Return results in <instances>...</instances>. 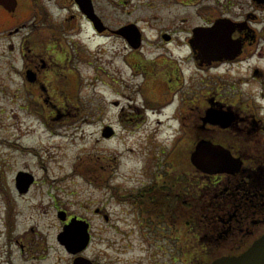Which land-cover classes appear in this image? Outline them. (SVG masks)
Returning <instances> with one entry per match:
<instances>
[{
    "label": "flooded vegetation",
    "instance_id": "flooded-vegetation-1",
    "mask_svg": "<svg viewBox=\"0 0 264 264\" xmlns=\"http://www.w3.org/2000/svg\"><path fill=\"white\" fill-rule=\"evenodd\" d=\"M130 15L148 16L129 20ZM193 17L200 23L193 25ZM216 26L217 51H209L206 35L199 48L195 31L207 34ZM90 32L93 40H109L118 50L126 67L118 74L130 68L144 84L154 80L158 94L147 96L127 119L125 107L111 103L118 118L116 124L108 119L103 129L111 134L103 138H115L124 120L143 126L152 119L167 130L163 139L149 138L139 185L120 193L121 211L96 206L72 213L53 199L60 227L55 240L62 248L58 235L66 226L73 220L88 225L84 250L64 248L69 264L79 258L99 264L87 255L95 217L107 234L122 222L130 228L124 240L148 244L137 264H236L229 261L264 239V0H0V98L21 99L24 110L49 126V118L62 112L56 101L73 93L77 51L86 47L81 38ZM109 83L117 92L123 89L120 77ZM199 146L222 151L217 166L193 159ZM202 152L204 162L213 159ZM21 172L33 177L28 187L21 183L25 190L18 182ZM39 184L36 175L18 171L10 195L43 197ZM37 203L32 211L46 217L47 197ZM30 239L31 246L20 245L21 262L9 264H43L47 237L40 232ZM263 261L264 250L250 264Z\"/></svg>",
    "mask_w": 264,
    "mask_h": 264
},
{
    "label": "rangeland",
    "instance_id": "rangeland-1",
    "mask_svg": "<svg viewBox=\"0 0 264 264\" xmlns=\"http://www.w3.org/2000/svg\"><path fill=\"white\" fill-rule=\"evenodd\" d=\"M126 16L112 15V18L121 20ZM144 16L128 17L129 20H145L148 15ZM191 22L193 25L200 23L194 17ZM88 37H91L90 41ZM81 39L87 48L81 49L83 46L79 45L77 51L79 76L73 84V93L68 92L56 101L62 112L58 117L49 118V126L24 110L21 99L12 102L0 98V264H9L8 260L21 262L20 245L31 246L30 238L38 237L40 232L48 241L43 264H69L66 250L55 240L60 227L54 222L53 199L72 213L96 206L121 211L120 193L136 190L139 185L140 173L148 158L149 138L153 141L161 136L163 139L167 130L164 124L160 128L153 124L152 119L143 126L124 120L115 138L109 141L103 138L102 131L108 119L116 124L118 118L117 109L111 103L119 101L125 107L127 119L138 113L137 107L149 101L147 96L158 94L154 92V80L150 79L153 85H146L141 77L132 75L130 68L123 75L116 72L124 71L126 67L117 59L119 52L111 47L109 40H93L91 32ZM98 46L101 47L98 49ZM116 76L124 81L123 89L118 92L109 83ZM256 91L261 92L259 88ZM13 114H17L16 117ZM167 118V115L161 117L163 122ZM21 170L38 177V188L43 190H40L45 194L43 197L39 194L34 199V194H30L21 199L10 195L14 176ZM3 189L8 195L2 193ZM9 196L14 207L11 225ZM45 197L48 215L41 217L31 206ZM34 225L36 231L30 233L29 228ZM129 231L130 228L120 222L118 228L110 231L111 235L107 234L103 220L95 217L94 240L87 255L99 264H137L149 247L136 239L124 240ZM18 240H21L20 244Z\"/></svg>",
    "mask_w": 264,
    "mask_h": 264
},
{
    "label": "water",
    "instance_id": "water-1",
    "mask_svg": "<svg viewBox=\"0 0 264 264\" xmlns=\"http://www.w3.org/2000/svg\"><path fill=\"white\" fill-rule=\"evenodd\" d=\"M219 26H216L213 30L205 34L201 29H197L195 31V38L198 42L199 48L202 46V41L204 35L208 38L207 43L209 44V51H217V40H215L213 37H215V30ZM213 39V40H212ZM107 129L103 131V136L107 137L110 132H108ZM205 151L206 154H208L210 157H213V159H210V161L204 162V154H202V151ZM197 152L194 153L193 159L195 160L197 157H200V159L203 161L204 165L209 166H217L218 165V154L222 152L217 147H209L206 146L203 148V146H199L196 150ZM198 166H202V163H196ZM33 181V177L28 174L21 172L18 175V182H20V188L21 190L24 189L22 186L24 183L26 187H28ZM25 190V189H24ZM59 242L66 248L68 252L71 253H77L82 250H84L90 241V235L88 232V225H86L84 222H79L77 220H73L68 226L65 227L64 231L59 234L58 236ZM264 250V239L261 240L253 249H251L245 256L241 257L240 259H235L232 261H229V263H239V264H250L252 263V260L254 261V254L259 253L260 251ZM264 262V261H263ZM89 260H86L84 258H79L75 260L74 264H89ZM256 264H262V263H256Z\"/></svg>",
    "mask_w": 264,
    "mask_h": 264
}]
</instances>
